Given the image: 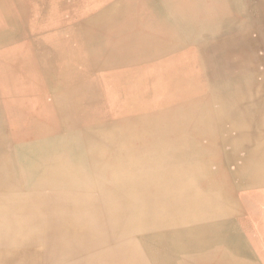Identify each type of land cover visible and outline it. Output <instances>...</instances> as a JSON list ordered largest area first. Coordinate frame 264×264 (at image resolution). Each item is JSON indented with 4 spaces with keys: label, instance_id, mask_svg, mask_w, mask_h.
<instances>
[{
    "label": "bare ground",
    "instance_id": "6f19581e",
    "mask_svg": "<svg viewBox=\"0 0 264 264\" xmlns=\"http://www.w3.org/2000/svg\"><path fill=\"white\" fill-rule=\"evenodd\" d=\"M166 1L0 0V264H264L258 237L233 228L252 222L233 218L246 211L235 187H208L220 169L264 183V165L210 159L217 131L229 143L264 134L258 110L234 112L264 99V0H248L231 34L201 24L195 44L155 8ZM190 99L220 104L208 126L161 116ZM158 131L180 132L173 146L190 153L173 169L138 171L155 163L137 152ZM7 148L23 151L19 172Z\"/></svg>",
    "mask_w": 264,
    "mask_h": 264
},
{
    "label": "rangeland",
    "instance_id": "374dc122",
    "mask_svg": "<svg viewBox=\"0 0 264 264\" xmlns=\"http://www.w3.org/2000/svg\"><path fill=\"white\" fill-rule=\"evenodd\" d=\"M177 0H167L165 3H163L159 8L157 6L155 7L156 9H159L165 16L164 19L169 20L167 22H170L173 28L179 32H185V31H190V34L181 35V41L185 42L186 40H192L196 39L195 36L198 31V28L203 25H212L214 23L219 24V26H226V30L231 34V32L234 31V29H238L241 23L237 24V20L239 16H244L246 13V10L249 9V1L248 0H192L191 3L189 4H184L185 7L181 6L178 3ZM255 9L260 10L262 8L261 3H254ZM185 11V14L183 13ZM216 12H218V17L215 20L214 17H216ZM169 13L172 15L170 16ZM223 13H226V18L223 17ZM199 15L205 16V18L201 19ZM207 16H209L207 18ZM228 16V17H227ZM247 17V14H246ZM254 22V21H253ZM82 25V24H81ZM86 26V24H83ZM89 25L88 27H90ZM97 29L102 32V37H111L110 36V31L108 30L106 24L103 23H98ZM188 29H185V28ZM203 27V26H202ZM257 36V35H256ZM115 38L116 36L113 35ZM2 54V53H1ZM7 54L4 53L3 58L6 60ZM98 60L97 62V72H101L107 68V66L103 63L104 58ZM4 66L3 68H6L7 61L3 62ZM213 74L211 72H207V76L209 79H211ZM47 102H52V97L48 96L46 99ZM3 103V102H2ZM0 103V104H2ZM29 104V103H28ZM214 104V103H213ZM29 106H33L32 103L29 104ZM4 107L3 105H0V108ZM164 109L162 110V115L164 116L165 121L171 120L172 122H181L186 124V126L194 124V123H202L204 126H208L210 124V120L208 118L212 117L214 118V110L212 108L211 102H199V101H194V100H187V101H180L176 104H171V105H165L163 107ZM254 109V108H251ZM213 125L216 126V122H213ZM167 133V135H166ZM169 133V134H168ZM180 134V132H173V131H168V132H155V134H152L149 136V142L147 146L141 148L142 150L140 152H137L140 156L147 157L150 162H155L154 164H149L148 167L144 166L145 169H140L138 171H148L147 174H150L151 172L154 171H160L164 169V167L173 169L174 167L180 166V163L178 160H181V158L187 153L189 154L190 152H183L178 149V147H174L173 140L178 139L180 136H175L176 134ZM192 135H198L199 132L196 130H192L191 132ZM221 132H216L217 135H220ZM183 135L185 133H182ZM213 134V135H216ZM208 133L204 134L205 139H207ZM170 137V139H169ZM172 137V138H171ZM175 137V138H174ZM182 137V136H181ZM180 137V138H181ZM194 137V136H192ZM168 138V139H167ZM166 142V143H164ZM165 144V145H163ZM191 151L196 152L197 144L196 142L191 143ZM203 149V148H202ZM204 151V150H203ZM158 153V155H157ZM173 153V154H172ZM11 154V160L14 166L21 165V162L19 161L21 155L23 154V151L21 149H14V151ZM225 151L223 147H217L216 152L210 156V159L217 163L218 166H220V163L223 162V157H224ZM160 157L165 159L166 161L160 162ZM207 153L204 152V162H207L208 160ZM168 159L170 160H176L177 161L174 164H167ZM159 162V163H158ZM17 167V169H18ZM176 169V168H175ZM235 169V167H234ZM222 172L223 169L219 170V176L216 177L215 182L212 185H209L208 187H213V191H215V187L220 185L222 187V184L227 185V182H231V180L228 179H223L222 178ZM253 195H248L243 197L244 202L246 204H250V201L253 198ZM257 201H261L264 203V196H258L256 199ZM232 225H227L225 228H231ZM234 228V227H233ZM84 254L83 256H85ZM56 264H66V263H56Z\"/></svg>",
    "mask_w": 264,
    "mask_h": 264
},
{
    "label": "crops",
    "instance_id": "0c3cea01",
    "mask_svg": "<svg viewBox=\"0 0 264 264\" xmlns=\"http://www.w3.org/2000/svg\"><path fill=\"white\" fill-rule=\"evenodd\" d=\"M106 7V6H105ZM101 9V8H100ZM96 10H99V7H97ZM255 36L257 34H254ZM179 40L182 39L179 37ZM198 39H192V40H186V42H191L192 44L197 43ZM257 54L264 55V50H259ZM227 75V74H226ZM262 95H264V90L262 91ZM212 104V108L214 110V113L216 110L220 108V104ZM234 112L236 111V114H252L255 111H259L261 114V119L259 118V122L261 124L264 123V99H243L239 101V104L234 106ZM254 108V109H251ZM262 110V111H261ZM257 111V112H258ZM215 117V116H214ZM227 137L225 134H220L218 136H214V152H216L217 147H223L225 154H231L232 152L235 153L236 161L234 163H229L227 161V156L224 155L223 157V163L220 164L221 166L235 170L237 168H241L243 164L247 163L250 166V169L260 167L261 165H264V134L256 136H250V138L237 136L238 139L234 140L232 143H229L228 141H223V139ZM263 137V139H262ZM9 153H12L13 150L7 148ZM5 150V151H6ZM0 154H2V151H0ZM8 154V153H5ZM16 167V166H15ZM18 167V166H17ZM16 167V170L19 172L21 165H19L18 169ZM235 167V169H234ZM219 168L217 163H215L214 169ZM244 176L242 179L239 180H231V182L228 184V186L235 187L236 190V198L237 202H240L241 204H244V207L246 208V211L241 214V216H235L233 217L236 219L237 217L242 218H248L252 222L250 223V230L247 231L245 229H241L238 226H235L234 228L237 229L240 233V235L243 236L244 239H248V234H254L258 237L257 243L254 245H251V248L256 249L258 254H261L264 256V211L261 209V211L254 210L255 208L259 209L260 207H264V203L261 201H257L256 199L258 196H264V183H260L257 185H248L246 174H243ZM253 195L255 199H252L250 201V204H246L244 202L243 197L245 196ZM233 219V220H234ZM236 223V222H235ZM231 225V224H230ZM257 225V226H254ZM260 259V258H259Z\"/></svg>",
    "mask_w": 264,
    "mask_h": 264
}]
</instances>
